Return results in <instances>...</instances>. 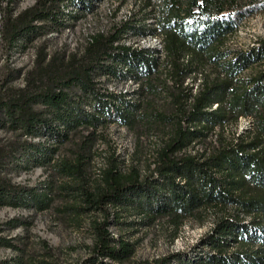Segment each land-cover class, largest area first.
I'll return each instance as SVG.
<instances>
[{
	"label": "trees",
	"instance_id": "16d2710c",
	"mask_svg": "<svg viewBox=\"0 0 264 264\" xmlns=\"http://www.w3.org/2000/svg\"><path fill=\"white\" fill-rule=\"evenodd\" d=\"M77 1L86 7L36 0L15 12L7 0L0 206L50 210L65 227L87 229L82 264H264V38L230 43L264 0H140L139 13L83 49L51 53L42 43L29 68L11 65L16 51L77 18L67 11ZM149 36L161 48L135 45ZM112 123L130 132L132 147L118 148ZM35 166L39 182L14 180ZM208 218L191 251L136 257L139 229L158 226L173 240L185 222ZM0 245L17 251L0 264H53L46 238L42 256L12 236L0 234Z\"/></svg>",
	"mask_w": 264,
	"mask_h": 264
},
{
	"label": "rangeland",
	"instance_id": "374dc122",
	"mask_svg": "<svg viewBox=\"0 0 264 264\" xmlns=\"http://www.w3.org/2000/svg\"><path fill=\"white\" fill-rule=\"evenodd\" d=\"M35 1L15 0L11 7L13 11L18 12L31 6ZM76 4H70L67 11L78 15L77 18L71 20L69 25L61 31L36 39L25 51H16L11 56V65L29 68L35 59L36 47L42 43L47 44L48 51L51 53L60 49L67 51L83 49L94 35L110 31L114 25L139 13L141 7L140 0H87L86 7H83L80 1ZM6 8L7 0H0V67L7 59V53L3 50L2 44V27ZM149 21L152 22L154 19L150 18ZM260 38H264V11L247 18L239 27L237 34L231 38L230 43L235 47L248 48ZM125 42L129 44L133 40L127 37ZM138 44L160 48L162 46L161 40L156 36L142 38L135 43V45ZM109 87L122 89L133 87V85L129 82H111ZM249 122L248 118L241 119L237 126L232 128L240 130ZM109 131L120 150L133 146L132 135L125 127L112 123ZM44 176V171L39 166L13 174L14 180L30 184L39 182ZM15 216L23 217L27 220L26 223L11 227L9 220ZM211 218L203 223L194 220L185 222L173 240L158 226L139 229L134 234L135 237H139L136 257L152 258L178 250L191 251L201 235L212 226ZM0 234L12 236L16 242L26 244L36 256H42L41 239L46 238L56 248L51 260L53 264H82L83 259L88 255L87 244L90 242V236L87 229L65 227L58 223L50 210L36 212L26 207L0 206ZM16 255L17 251L13 247L0 245V261Z\"/></svg>",
	"mask_w": 264,
	"mask_h": 264
}]
</instances>
